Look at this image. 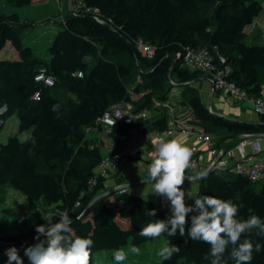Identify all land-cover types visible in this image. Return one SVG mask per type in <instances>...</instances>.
<instances>
[{
    "label": "trees",
    "instance_id": "obj_1",
    "mask_svg": "<svg viewBox=\"0 0 264 264\" xmlns=\"http://www.w3.org/2000/svg\"><path fill=\"white\" fill-rule=\"evenodd\" d=\"M4 1L9 7H22L42 0ZM79 2L63 14L48 44V59L39 57L32 45L23 44L24 28L33 22L22 20L17 12L0 11V53L7 45L17 53L14 59L0 55V105H7L5 115L15 113L17 118L16 132L0 140V187L9 186L26 198L29 211L37 216L36 225L70 217L71 236L93 241L90 264H99L97 256L103 251L109 252L104 264H113L115 250L159 238L180 247L178 254L162 259V264H210L205 259L210 246L187 234L139 236L149 222L168 219L169 209L129 192H108L105 178L95 170L105 154L131 139L134 127L153 132L168 127L166 107L173 90L178 105L187 109L183 120L211 135L214 147H232L246 133L264 135L261 116L251 122L210 111L193 86L208 74L181 66L187 48L216 46L230 69L227 79L248 95H263L264 43L244 42L245 28L260 14L262 5L259 0ZM138 40L153 46L151 57L138 51ZM39 72L51 75L54 84L37 83L34 77ZM36 93L38 99L33 98ZM118 103L129 104L134 114L143 110L156 114L138 117L135 124L118 120L106 134L101 127L86 131ZM54 104L60 106L59 117L51 110ZM22 133L26 136L21 137ZM105 135L113 146L106 153ZM198 184L199 195L236 204L241 221L251 215L264 220V177L252 181L214 168ZM151 209L157 210L155 217L146 215ZM35 226L18 234L0 229V250L15 246L22 260L27 259L24 249L38 242ZM243 239L261 248L253 252L251 264H264V236L252 230ZM229 253L230 249L223 264H235ZM0 256L4 257L0 264H7V255Z\"/></svg>",
    "mask_w": 264,
    "mask_h": 264
},
{
    "label": "clouds",
    "instance_id": "obj_2",
    "mask_svg": "<svg viewBox=\"0 0 264 264\" xmlns=\"http://www.w3.org/2000/svg\"><path fill=\"white\" fill-rule=\"evenodd\" d=\"M60 114V106L54 104L51 109ZM33 145L35 140L32 139ZM154 154L147 166L148 181L151 183L149 194L164 198L169 204L170 216L166 220L156 219L149 222L139 231V236L155 239L163 234L174 237L179 232L180 237L193 241H202L210 246L205 259L210 264H223V257L230 249V256L235 264H251L254 251H261L259 245L255 248L249 239L241 237L257 230V235L264 236V220L251 215L241 221L238 219L239 208L231 200H224L212 195H199L195 189V180L206 178V173L194 177H186L185 172L190 166L191 152L177 140L158 139L153 141ZM185 180L190 182V189L184 190ZM145 182V181H144ZM146 183V182H145ZM148 191L144 189L142 194ZM186 200H191L189 204ZM156 209L146 212L155 217ZM190 215V226L189 225ZM72 220L67 215L58 221L48 219L45 224L35 226L38 241L24 249L30 264H90L93 241L87 238L71 236ZM41 236L44 239H41ZM133 254H139V247L130 248ZM180 252V247L166 244L157 253L163 260H171ZM7 264H23L15 246L6 250ZM113 258L117 264L127 258L123 250H115Z\"/></svg>",
    "mask_w": 264,
    "mask_h": 264
},
{
    "label": "built area",
    "instance_id": "obj_3",
    "mask_svg": "<svg viewBox=\"0 0 264 264\" xmlns=\"http://www.w3.org/2000/svg\"><path fill=\"white\" fill-rule=\"evenodd\" d=\"M79 4L81 3L78 0L77 5ZM136 45L138 51L143 55L148 57L153 55V46L146 44L142 40H138ZM177 57H181L180 54ZM181 66L190 70L200 69L205 71L208 74V80L213 91L220 92L228 101L247 103L259 116L264 118L263 96L254 97L248 95L227 79L230 69L226 65L225 57L220 53L218 47L214 46L212 49L206 47L187 48L182 55ZM75 74L79 77L82 76L80 71ZM34 80L47 86L54 84L53 77L44 72L37 73ZM33 98L38 99V94L36 93ZM7 110L6 104L0 105V128L4 123ZM146 115V110L134 114L129 104H114L98 117L95 127H88L86 131H96L98 127H101V132L106 134L118 120L127 124H135L138 117H145ZM131 133V139L121 149L105 154L96 167L95 174L105 178L106 188L108 176L113 172H117L128 158L136 155V147H140L143 141L175 137H182L188 140L185 146L189 148L191 156L186 177H194L214 168L228 171L231 174H242L252 181H258L264 177V146L261 135L242 134L232 147H214L211 135L202 128L187 123L176 124L170 122L166 129L156 132L141 131L140 128L134 127ZM141 157L151 161L153 155L144 151L141 153ZM114 189V192L118 193L128 192L127 187L123 186L115 187ZM107 191L111 190L108 189ZM160 205L163 209H168L169 204L161 197Z\"/></svg>",
    "mask_w": 264,
    "mask_h": 264
},
{
    "label": "rangeland",
    "instance_id": "obj_4",
    "mask_svg": "<svg viewBox=\"0 0 264 264\" xmlns=\"http://www.w3.org/2000/svg\"><path fill=\"white\" fill-rule=\"evenodd\" d=\"M262 5L260 14L245 28L244 42L249 43H264V0H259ZM78 0H42L37 1L32 5L22 7H9L4 0H0V11L17 12L22 20L32 21L24 28L22 34L23 44L32 45L35 53L43 58L48 59V44L52 41L53 35L62 21L63 14L69 9L76 6ZM257 36V38H255ZM0 55L7 59H14L17 57L15 50L7 45L0 53ZM175 90L170 94L171 98L168 106L166 107L168 117L171 123H185L183 120L187 109L178 105L176 100ZM264 98V95H262ZM206 101V100H205ZM207 103V101H206ZM245 104V102H242ZM208 104V103H207ZM206 104V105H207ZM232 104H236L232 102ZM211 105L216 110L214 99L212 98ZM217 113V111H214ZM148 116L155 115V112L147 111ZM17 130V118L15 113L5 115L4 123L0 128V140H4L8 134H13ZM21 137L26 136V133L20 134ZM107 143L111 140L108 136H104ZM108 148L103 147L106 152ZM226 175L227 173H223ZM117 193V192H115ZM37 223V216L30 212L27 206L26 198L17 190L9 187H0V229L8 233H24L28 232L30 228L34 227ZM31 245H34L33 243ZM166 245L163 238H159L154 242H147L139 246L140 253L133 254L130 251L132 245H127L121 250L127 253V258L122 264H162V258L157 255L158 251ZM12 246L6 245L1 248L0 255H6V250ZM19 251L20 249L17 248ZM109 252L103 251L98 253L97 260L99 264L106 262V257ZM0 258H4L1 257ZM23 264H30L29 259H24ZM113 264H117L113 260ZM182 264V263H178Z\"/></svg>",
    "mask_w": 264,
    "mask_h": 264
},
{
    "label": "crops",
    "instance_id": "obj_5",
    "mask_svg": "<svg viewBox=\"0 0 264 264\" xmlns=\"http://www.w3.org/2000/svg\"><path fill=\"white\" fill-rule=\"evenodd\" d=\"M195 88H197L203 102L207 104V107L210 111L213 113L230 117L238 120H244V121H259V115L247 104H243L240 101H228L227 98L222 95L218 91H213L211 89V84L208 80V78L201 79L193 84ZM264 95V93H263ZM212 98L214 99V103L216 105V110L213 109L211 102ZM207 103H206V101ZM232 102H235L236 104H232ZM214 111H217L214 112ZM262 136V144L264 146V135ZM177 140L184 146L187 145L188 140L183 139L182 137H175V138H166L164 140ZM158 139H152L143 141L142 145L140 147H136V155H134L131 158H128L123 166L117 171L111 173L107 180H106V186L107 190L110 189L111 191H114L115 187H127L128 192L134 195H139L145 199H148L152 201L157 206L161 207V197H157L155 195L149 194V191L151 189V183H147L148 181V173H147V166L151 163V161L146 160L141 157V153L146 151L148 154L153 155L154 154V144L153 141ZM106 146L107 151H110L113 149L112 142L107 143V140L105 139L104 147ZM106 151V152H107ZM105 152V153H106ZM146 183H145V182ZM195 185H197L195 191L198 193V180L193 181ZM191 187L190 182L185 180V183L183 185L184 190H189ZM147 189L148 191H145L143 194V190ZM187 203L191 204V200H186ZM162 208V207H161ZM169 209V205H168ZM167 210V209H165Z\"/></svg>",
    "mask_w": 264,
    "mask_h": 264
},
{
    "label": "water",
    "instance_id": "obj_6",
    "mask_svg": "<svg viewBox=\"0 0 264 264\" xmlns=\"http://www.w3.org/2000/svg\"><path fill=\"white\" fill-rule=\"evenodd\" d=\"M227 169V168H226Z\"/></svg>",
    "mask_w": 264,
    "mask_h": 264
}]
</instances>
